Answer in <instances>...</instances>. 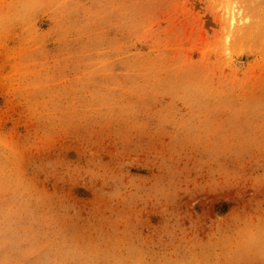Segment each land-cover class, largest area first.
I'll return each instance as SVG.
<instances>
[{"label":"rangeland","instance_id":"1","mask_svg":"<svg viewBox=\"0 0 264 264\" xmlns=\"http://www.w3.org/2000/svg\"><path fill=\"white\" fill-rule=\"evenodd\" d=\"M0 264H264V0H0Z\"/></svg>","mask_w":264,"mask_h":264}]
</instances>
